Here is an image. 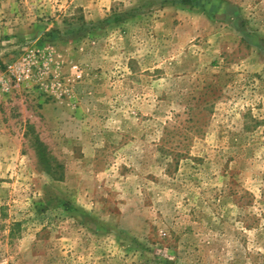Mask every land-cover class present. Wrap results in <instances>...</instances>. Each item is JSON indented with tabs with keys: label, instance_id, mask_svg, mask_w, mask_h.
<instances>
[{
	"label": "rangeland",
	"instance_id": "rangeland-1",
	"mask_svg": "<svg viewBox=\"0 0 264 264\" xmlns=\"http://www.w3.org/2000/svg\"><path fill=\"white\" fill-rule=\"evenodd\" d=\"M203 3L0 0V264H264V0Z\"/></svg>",
	"mask_w": 264,
	"mask_h": 264
},
{
	"label": "trees",
	"instance_id": "trees-1",
	"mask_svg": "<svg viewBox=\"0 0 264 264\" xmlns=\"http://www.w3.org/2000/svg\"><path fill=\"white\" fill-rule=\"evenodd\" d=\"M162 2H175V3H179L182 6H189V7H204L205 4L203 3V0H160ZM210 10V9H209ZM211 13L214 14V10L213 8H211ZM224 15H232L235 16L236 14L234 12H231V9L224 4Z\"/></svg>",
	"mask_w": 264,
	"mask_h": 264
},
{
	"label": "built area",
	"instance_id": "built-area-1",
	"mask_svg": "<svg viewBox=\"0 0 264 264\" xmlns=\"http://www.w3.org/2000/svg\"><path fill=\"white\" fill-rule=\"evenodd\" d=\"M74 70H76V67H74ZM77 77L79 78L80 75L77 74ZM15 78H16L17 81H20L21 76H20L19 74L16 73V74H15ZM0 84L3 86V84H2V80H0Z\"/></svg>",
	"mask_w": 264,
	"mask_h": 264
}]
</instances>
